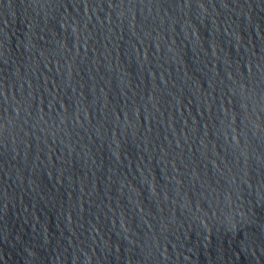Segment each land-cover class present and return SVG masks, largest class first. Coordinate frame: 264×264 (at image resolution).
<instances>
[{
  "label": "water",
  "instance_id": "water-1",
  "mask_svg": "<svg viewBox=\"0 0 264 264\" xmlns=\"http://www.w3.org/2000/svg\"><path fill=\"white\" fill-rule=\"evenodd\" d=\"M0 264H264V0H0Z\"/></svg>",
  "mask_w": 264,
  "mask_h": 264
}]
</instances>
